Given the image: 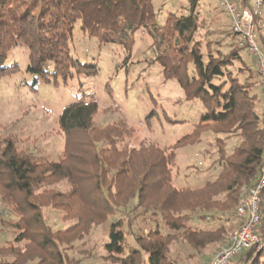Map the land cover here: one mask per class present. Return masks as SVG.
I'll return each instance as SVG.
<instances>
[{
	"label": "trees",
	"instance_id": "obj_1",
	"mask_svg": "<svg viewBox=\"0 0 264 264\" xmlns=\"http://www.w3.org/2000/svg\"><path fill=\"white\" fill-rule=\"evenodd\" d=\"M187 1V14L170 12L158 26L151 0H0V76L18 70L4 64L19 45L28 51V72L45 81L67 80L74 69L78 75H96L97 65L72 58L78 25L101 44H116L127 53L133 50L135 34L143 30L165 79L176 81L186 100H200L205 109L191 133L165 148L153 143L130 149L126 123H95L99 103L94 98L68 105L60 116L66 140L58 162L22 151L17 138L6 137L0 144V233L8 239L0 246V264H77L68 259V245L113 217L106 259L120 264H176L169 255L180 237L194 252L227 240L225 224L234 222L235 207L257 183L264 164V123L253 85L229 70L240 54L216 56L211 33L203 36L206 41L200 37L201 0ZM251 1L235 0L244 7ZM231 37L237 40L233 31ZM208 130L237 137L240 143L228 154L218 141L221 171L215 181L178 187L173 175L176 149L195 143ZM54 185L63 189L54 190ZM260 197L258 236L264 190ZM81 201L85 207H78ZM48 207L74 224L55 230L46 222ZM138 218L148 222L149 228L142 229L147 235L136 237V247L129 249L128 231ZM207 220L221 225H190ZM257 244L233 264H264V252L251 260Z\"/></svg>",
	"mask_w": 264,
	"mask_h": 264
},
{
	"label": "rangeland",
	"instance_id": "obj_2",
	"mask_svg": "<svg viewBox=\"0 0 264 264\" xmlns=\"http://www.w3.org/2000/svg\"><path fill=\"white\" fill-rule=\"evenodd\" d=\"M151 2L158 26L164 25L170 12L178 16L187 14V0ZM199 10L200 37L204 39V35L211 33L215 43L211 45L213 53L221 58L229 57L232 52L240 54V60H235L229 70L242 83L253 85L251 92L258 96L256 110L261 115L263 96L257 57L242 49L237 40H233L230 20L223 12L219 0H201ZM255 34L264 52V9L263 15L256 21ZM151 44L150 36L143 30L138 31L134 37L133 50L127 53L116 44H101L78 25L71 44L72 58L83 65H97L98 74L78 75L74 69L72 77L67 80L59 77L54 82L45 81L28 72V51L24 46H17L10 52L4 67L18 66V70L0 76V144L8 136L15 137L22 151L58 162L64 155L66 140L58 124L60 116L68 105L82 98H94L99 103L95 123L112 127L126 123L127 129L131 130L130 149H139L142 145L153 143L162 148L174 145L181 137L192 132L205 109L200 100H186L183 89L176 81L165 79L162 66L155 62ZM218 141H222L228 154L240 143L237 137L228 138L208 130L195 143L176 149L173 175L178 187L196 188L216 180L221 171L218 162L221 143ZM52 187L54 190L63 189L62 185ZM83 206L81 201L78 207ZM236 208L232 217L234 222L225 224L230 230L226 241L194 252L180 237L172 245L170 260L176 264H207L221 247L229 243L232 234L241 226L242 221L237 217ZM44 215L47 224L55 230H65L75 222L63 219L62 213L50 207L44 209ZM261 217L260 240L252 261L259 259L264 252V206ZM113 220L114 217L106 224L95 227L80 241L73 240L67 248L68 259L77 264H120L106 259L105 244L109 242L108 231ZM190 225L213 229L221 225V222L207 220ZM148 228L149 224L143 218L133 221V228L127 235L129 249L136 247V237L147 235L142 229ZM6 239L8 237L0 233V246Z\"/></svg>",
	"mask_w": 264,
	"mask_h": 264
},
{
	"label": "built area",
	"instance_id": "obj_3",
	"mask_svg": "<svg viewBox=\"0 0 264 264\" xmlns=\"http://www.w3.org/2000/svg\"><path fill=\"white\" fill-rule=\"evenodd\" d=\"M219 4L230 20L231 29L237 36V43L251 55L257 57V69L261 78L264 123V52L256 37V20L263 15L264 0H254L250 7L238 5L235 0H219ZM264 190V164L257 183L244 191L236 213L241 226L232 234L227 245L221 247L207 264H233L246 249L259 242L257 234L260 225L261 192Z\"/></svg>",
	"mask_w": 264,
	"mask_h": 264
},
{
	"label": "crops",
	"instance_id": "obj_4",
	"mask_svg": "<svg viewBox=\"0 0 264 264\" xmlns=\"http://www.w3.org/2000/svg\"><path fill=\"white\" fill-rule=\"evenodd\" d=\"M262 113H263V103H262ZM213 254L211 255V258H212Z\"/></svg>",
	"mask_w": 264,
	"mask_h": 264
}]
</instances>
